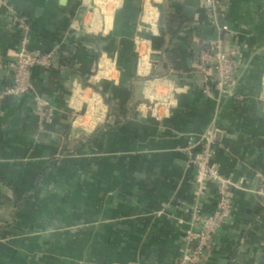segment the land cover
<instances>
[{"label":"crops","instance_id":"crops-1","mask_svg":"<svg viewBox=\"0 0 264 264\" xmlns=\"http://www.w3.org/2000/svg\"><path fill=\"white\" fill-rule=\"evenodd\" d=\"M8 1L28 20L30 47L55 48L56 65L32 69L31 93L0 101V264H174L180 206L193 203L184 148L211 125L213 161L236 187L199 264H264V0H227L225 44L243 66L220 100L202 93L197 70L216 36L201 0ZM166 3L184 18L171 38ZM18 39L0 8V90ZM35 95L54 109L43 130Z\"/></svg>","mask_w":264,"mask_h":264},{"label":"built area","instance_id":"built-area-1","mask_svg":"<svg viewBox=\"0 0 264 264\" xmlns=\"http://www.w3.org/2000/svg\"><path fill=\"white\" fill-rule=\"evenodd\" d=\"M208 10L216 36L201 43L197 54V70L202 73L201 90L207 97L220 100L230 96L237 82L238 70L243 66V54L239 49L228 48L225 38L228 28L223 19L227 0H201ZM11 16L12 23L18 31L19 39L14 60L9 64L11 70L10 85L0 90V101L4 98L13 100L33 91L31 71L35 67L50 68L56 65L55 48L39 52L30 47V26L28 20L17 13L8 0H0V8ZM34 113L38 118V128L43 130L54 115L50 102L34 96ZM216 129L207 127L202 134L191 139L184 151L188 157L187 164L194 171L193 203L181 204L182 216L177 223L183 230L181 234L182 251L174 264H199L211 250L216 231L230 218L233 210L232 190L235 184L220 173L213 161ZM216 186V202L213 211L204 214L200 201L208 186ZM258 194L264 203V192ZM264 246V242H263Z\"/></svg>","mask_w":264,"mask_h":264},{"label":"trees","instance_id":"trees-1","mask_svg":"<svg viewBox=\"0 0 264 264\" xmlns=\"http://www.w3.org/2000/svg\"><path fill=\"white\" fill-rule=\"evenodd\" d=\"M183 21V16L173 14L172 7L166 3L164 9L161 10L159 17L161 32L164 35L167 34L171 38L179 31ZM172 26H174L175 29Z\"/></svg>","mask_w":264,"mask_h":264},{"label":"water","instance_id":"water-1","mask_svg":"<svg viewBox=\"0 0 264 264\" xmlns=\"http://www.w3.org/2000/svg\"><path fill=\"white\" fill-rule=\"evenodd\" d=\"M185 12H186V13H191V12H192V10H191V9H189V8H186Z\"/></svg>","mask_w":264,"mask_h":264}]
</instances>
